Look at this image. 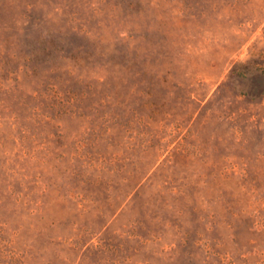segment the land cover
<instances>
[{"label":"rangeland","instance_id":"obj_1","mask_svg":"<svg viewBox=\"0 0 264 264\" xmlns=\"http://www.w3.org/2000/svg\"><path fill=\"white\" fill-rule=\"evenodd\" d=\"M256 69L264 0H0V264H264Z\"/></svg>","mask_w":264,"mask_h":264},{"label":"trees","instance_id":"obj_2","mask_svg":"<svg viewBox=\"0 0 264 264\" xmlns=\"http://www.w3.org/2000/svg\"><path fill=\"white\" fill-rule=\"evenodd\" d=\"M255 71L261 73L259 75H261L260 77H262L264 79V69H262L261 71H260V69H258V70L256 69ZM245 72H249V69H246ZM231 74L236 75V76H243L245 73H240V72H237L236 69H232ZM259 84H261V83H259ZM252 94H255V95L257 94L262 98V100H264V88L261 85H257L256 88L252 91Z\"/></svg>","mask_w":264,"mask_h":264}]
</instances>
